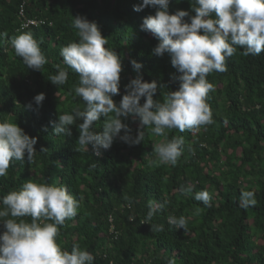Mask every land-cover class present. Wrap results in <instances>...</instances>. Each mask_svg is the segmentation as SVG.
I'll return each mask as SVG.
<instances>
[{"label": "trees", "instance_id": "trees-1", "mask_svg": "<svg viewBox=\"0 0 264 264\" xmlns=\"http://www.w3.org/2000/svg\"><path fill=\"white\" fill-rule=\"evenodd\" d=\"M139 2L0 0V33H7L0 36V122L17 123L37 138L33 161L13 160L7 175L0 177V196L29 179L66 186L80 207L59 228L57 243L62 250L78 245L91 252L94 264H168L172 258L176 264H264V52L244 56L237 47L226 59L227 71L208 74L214 90L206 102L214 123L199 130H166L169 140L184 137V151L175 166L153 163V145L164 137L153 135L149 128L139 145L129 146L117 138L100 157L91 149H80V121L71 127V136L53 134L59 115L84 106L74 93L78 74L59 55L62 47L78 40L72 26L77 15L96 22L108 39L105 47L121 59L120 95L113 97L117 104L126 94L125 85L137 75L132 60L143 65L139 74L145 82L162 86L154 99L178 90L180 73L170 56H153L158 41L141 30L142 20L154 15L155 9L135 12L133 5ZM190 7L189 0H171L169 12ZM21 8L26 18L44 24L20 30ZM29 31L47 59L41 72L28 69L9 43L13 36ZM56 65L68 71L64 85L49 81ZM39 93L46 98L37 107L33 98ZM29 103L31 109L26 107ZM123 122L135 136L139 122L131 118ZM102 124L103 119L95 122L94 129L102 131ZM42 147L47 151L41 153ZM188 183L194 192L210 194V207L180 194V186ZM244 191L254 192L255 205L241 206ZM149 201L168 203L146 222ZM169 215H183L186 228L169 225ZM151 225H163V231H152ZM3 230L0 225V233Z\"/></svg>", "mask_w": 264, "mask_h": 264}, {"label": "clouds", "instance_id": "clouds-1", "mask_svg": "<svg viewBox=\"0 0 264 264\" xmlns=\"http://www.w3.org/2000/svg\"><path fill=\"white\" fill-rule=\"evenodd\" d=\"M171 0H141L133 5L135 12L155 9L154 15L142 20L141 30L150 33L157 41L152 55L170 56L173 68L180 73L179 88L154 99L161 87L156 81L145 82L139 74L143 65L130 61L137 73L125 85L124 94L117 104L113 97L120 95L122 62L111 48L96 22L77 15L72 26L77 30V41L60 49L63 63L78 74L74 85L75 96L84 102L83 109L72 114L58 116L54 122V135L71 136V127L78 124L77 143L83 151L100 157L102 150L112 147L114 141L129 146L139 145L149 128L155 136L164 139L153 145L156 160L153 163L175 166L184 151V137L168 139L166 130H199L214 123L210 105L206 102L214 86L207 79L213 71H227L226 59L243 49L242 55L258 56L264 52V0H189L190 11L177 10L170 14ZM187 18V19H185ZM7 37V33H0ZM9 43L15 55L33 71H40L47 63L38 41L29 32L13 36ZM57 72L49 77L55 85H64L68 71L56 65ZM45 94L33 98L37 107L42 106ZM143 99V104L141 100ZM27 108H32L29 103ZM131 118L139 122L137 134L123 120ZM103 119L102 131L94 129V123ZM123 132V134H121ZM36 137H30L17 125L0 122V177L6 176L10 163L33 161L37 151ZM47 151L41 148L40 152ZM191 151V149H189ZM181 195H191L194 200L211 206V196L206 190L194 192L191 183L181 185ZM241 206L255 205L253 191H244ZM167 201H149L146 222L157 211L163 210ZM132 202L129 201V207ZM80 203L69 194L66 186L47 182L25 181L18 190L0 196V264H94L91 252L73 245L71 251L62 250L57 243L59 228L65 221L77 215ZM30 218V220L25 219ZM130 220L134 219L132 217ZM169 225L185 229L187 219L181 215L167 217ZM152 231H163V225H151ZM168 264H176L175 258Z\"/></svg>", "mask_w": 264, "mask_h": 264}, {"label": "built area", "instance_id": "built-area-1", "mask_svg": "<svg viewBox=\"0 0 264 264\" xmlns=\"http://www.w3.org/2000/svg\"><path fill=\"white\" fill-rule=\"evenodd\" d=\"M19 17H20V30H25L29 27H37L40 24H44L42 20H37V19H28L25 17L23 13V9L21 8L19 11Z\"/></svg>", "mask_w": 264, "mask_h": 264}]
</instances>
